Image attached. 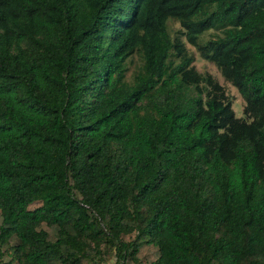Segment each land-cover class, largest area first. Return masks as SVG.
<instances>
[{"label": "trees", "instance_id": "obj_1", "mask_svg": "<svg viewBox=\"0 0 264 264\" xmlns=\"http://www.w3.org/2000/svg\"><path fill=\"white\" fill-rule=\"evenodd\" d=\"M108 262L264 264V0H0V264Z\"/></svg>", "mask_w": 264, "mask_h": 264}, {"label": "rangeland", "instance_id": "obj_2", "mask_svg": "<svg viewBox=\"0 0 264 264\" xmlns=\"http://www.w3.org/2000/svg\"><path fill=\"white\" fill-rule=\"evenodd\" d=\"M168 27H169L170 33L172 35H175V33H177L179 31L180 25L177 22L169 21ZM212 34H213V31L208 30L202 35V39L208 38ZM187 47H188L189 51L192 52V54L194 55L193 63L195 65V67L199 71H202V72L206 71V72L211 73L221 84H223L225 86L226 91L230 96L231 106L234 110L235 115L238 117H242L244 119L250 120V118H248L243 111L244 101H243V98H242L240 92L236 88V86L231 84L230 82H228L224 78V76L219 72V70L216 67V65L214 64V62L207 60V59H204V58H201L194 46L187 44ZM107 264H112V262H108Z\"/></svg>", "mask_w": 264, "mask_h": 264}]
</instances>
